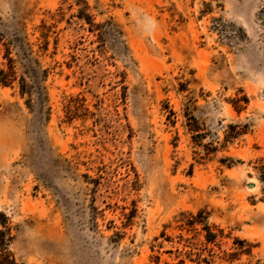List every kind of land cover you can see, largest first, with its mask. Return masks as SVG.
I'll return each instance as SVG.
<instances>
[{
  "label": "rangeland",
  "instance_id": "1",
  "mask_svg": "<svg viewBox=\"0 0 264 264\" xmlns=\"http://www.w3.org/2000/svg\"><path fill=\"white\" fill-rule=\"evenodd\" d=\"M6 45L18 264H264V0H0Z\"/></svg>",
  "mask_w": 264,
  "mask_h": 264
},
{
  "label": "trees",
  "instance_id": "2",
  "mask_svg": "<svg viewBox=\"0 0 264 264\" xmlns=\"http://www.w3.org/2000/svg\"><path fill=\"white\" fill-rule=\"evenodd\" d=\"M43 28H46V25L43 26ZM49 31L48 28L47 31L42 32L43 37V43L39 46V50H42L43 52L48 50L49 47ZM20 50L22 51V55L24 56L27 61H34L35 62V68L31 70V73L34 76H37L38 74H41V77H48V69H42L40 62L38 59L32 57L33 56V48L32 43L28 41H22L21 46H19ZM13 50L10 45H6V53L4 55L5 59L7 60L6 63L3 65V67L0 69V82L4 86H11L14 81L20 77V89L23 94H32L33 92L28 88L26 77L23 75H18V68L16 65V58L12 55ZM29 73V72H28ZM46 80V79H43ZM258 170L260 171L259 180L262 183V192L264 193V163L258 167ZM0 264H18L16 260L12 257V255L7 250V243L4 238V231L0 233Z\"/></svg>",
  "mask_w": 264,
  "mask_h": 264
}]
</instances>
